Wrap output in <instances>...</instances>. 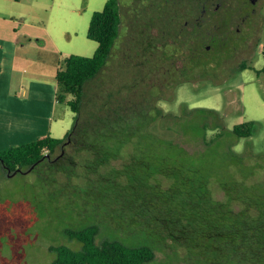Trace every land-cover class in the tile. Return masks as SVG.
I'll list each match as a JSON object with an SVG mask.
<instances>
[{"label": "rangeland", "instance_id": "374dc122", "mask_svg": "<svg viewBox=\"0 0 264 264\" xmlns=\"http://www.w3.org/2000/svg\"><path fill=\"white\" fill-rule=\"evenodd\" d=\"M106 1L0 0V59L5 68L0 75V151L36 139L35 136L24 140L18 137L20 132L27 135L35 133L29 130L39 128V125H30L31 121L16 117L15 112L19 110L40 116L44 111H52L51 137L62 139L71 129L75 114L65 104L56 102L57 84L51 76L54 69L63 67L66 56L91 57L95 53L98 44L87 38V31L92 14L101 11ZM161 1L149 4L153 1L119 0V37L106 66L85 87L82 113L92 110V103L105 101L110 95L116 101L127 98L130 105L161 112L152 127L157 135L174 139L189 152L205 149L204 139L200 138L205 135L208 142L216 140L215 145L244 156L247 165L257 167L256 177L264 178V0L247 26V45L224 64L215 63L201 72L180 74L173 83L166 72L169 63L162 54V49L167 51L164 41L171 32L168 27L165 29L163 19L171 16V10L165 12ZM186 6L183 4L178 10L182 23L197 16L194 9ZM43 32L55 44V55L49 53L50 47L44 39L37 40ZM15 36L24 44L16 54L24 59L19 61L22 62L20 69L8 89L14 52L7 38ZM34 71L43 75L41 85L29 79ZM21 77H28L36 91L31 88L23 96ZM24 85L28 87L29 82L25 81ZM52 92L50 97L48 93ZM247 121L254 122L252 136L237 138L232 133L233 126ZM210 151V167H203L201 171L214 177L215 154ZM128 153L122 151L121 155L127 159ZM56 155L58 151L51 159ZM149 156L152 158L148 161L156 163L159 155ZM124 158L113 160L108 169L121 168ZM67 166L73 177L47 167L9 174L0 165V264H50L55 257L48 250L50 246L80 247L77 241L68 239L65 230H79L93 224L99 226L97 243L114 237L129 245L149 243L155 257L148 264L259 263L249 260L244 263L242 255L233 251L230 240L224 236L216 238L215 232L208 236L200 232L183 236L175 230L152 234L118 232L112 217L127 209L102 201L91 188L78 193L77 188H86L83 179L73 173L82 168ZM211 181L209 188L213 197L223 200L224 194ZM247 235L236 236V242H247Z\"/></svg>", "mask_w": 264, "mask_h": 264}, {"label": "trees", "instance_id": "16d2710c", "mask_svg": "<svg viewBox=\"0 0 264 264\" xmlns=\"http://www.w3.org/2000/svg\"><path fill=\"white\" fill-rule=\"evenodd\" d=\"M173 6L169 10L171 17L177 13V7ZM120 23L119 0H107L101 11L92 14L87 31V38L98 44L95 53L91 57L66 56L63 67L55 74L56 101L75 114L74 124L65 137L47 135L1 150L2 169L12 174L47 167L73 177L67 166L72 164L82 168L73 173L83 179L86 188L76 187L78 193L91 188L102 201L127 209L112 217L118 232L152 234L175 230L183 236L196 232L208 236L215 232L216 238L224 236L230 240L233 251L242 255L243 262L263 264L264 178L256 177L255 165L249 166L244 156L215 145L216 140L208 142L205 135L200 137L205 149L189 152L174 139L152 131L161 115L159 110L153 113L130 105L127 98L116 101L110 95L105 101L92 103V110L82 113L85 87L106 66L119 37ZM253 132V121L232 128L237 138L250 137ZM210 150L215 154L214 177L201 171L210 167ZM57 151L58 155L51 159ZM122 151H129L127 159L121 155ZM150 154L159 155L156 163L148 161L152 158ZM120 158L125 159L121 168L108 169L113 160ZM212 179L224 194L223 200L213 197L209 188ZM98 231L96 224L65 230L68 239L77 241L80 247L50 246L48 250L55 255L50 264H148L155 257L149 243L129 245L116 237L97 243ZM240 235H247L248 241L237 243L236 236Z\"/></svg>", "mask_w": 264, "mask_h": 264}, {"label": "flooded vegetation", "instance_id": "af4514ba", "mask_svg": "<svg viewBox=\"0 0 264 264\" xmlns=\"http://www.w3.org/2000/svg\"><path fill=\"white\" fill-rule=\"evenodd\" d=\"M260 1L162 0L166 12L173 9V5L177 7L175 16H165L163 19L165 29L168 27L171 30L164 41L167 51L162 49L163 57L169 63L166 72L171 76L170 83L180 74L201 72L215 63L222 65L242 46L247 45V26ZM183 4L197 13V16L184 23L178 14ZM236 19L239 22H235Z\"/></svg>", "mask_w": 264, "mask_h": 264}, {"label": "crops", "instance_id": "0c3cea01", "mask_svg": "<svg viewBox=\"0 0 264 264\" xmlns=\"http://www.w3.org/2000/svg\"><path fill=\"white\" fill-rule=\"evenodd\" d=\"M14 33L16 34L17 32L14 31ZM16 36L7 38L8 42L10 43V48L12 47V51L14 52V57L12 58L13 60L11 61V67L9 69L10 70V76H9V82H8V89H9V85L12 83V80L14 78L13 76L20 69L19 68L20 64L23 62V60H21V59H24V57L19 59L18 56H21V54H19V55L16 54L17 49L18 50H19V48L23 49V47H24L23 43H20L17 41V40H19V38L16 39ZM24 37H25V35H24ZM41 38L44 39L45 42H47L48 46L50 47L49 53L55 55L57 53V50L54 47L55 44L51 41L48 34L46 32L41 33V36L37 40H41ZM41 47H44V46H41ZM1 49L4 50V46H1ZM19 61H22V62L20 63ZM51 61H53V60H51ZM58 69H54V73L51 76L52 79H55V74H56ZM4 70H5V68L3 65V60L0 59V75L3 74ZM20 71H25V69H22ZM42 77H43V75L37 71H34V72H32L31 75H29V79L36 80V82H38V85L39 84L41 85L42 82L44 81V79L41 81ZM27 79H28V77H21L20 78V87H21L20 92L23 96H26L28 94V92L30 93L31 88H32L33 92L36 91V87H33L31 80H27ZM25 81L29 82L28 87H26L24 85ZM40 92H38V94H40ZM48 95L51 97L53 95V92L48 93ZM43 98H45V93H44ZM55 100H56V98H55ZM52 113H53L52 111H44V115L41 114V116H40L37 113H36V115H33V114L29 115L28 113H25L24 110L23 111L22 110L16 111L15 112L16 117H21L24 121H27V120L31 121V122H29L30 125H32V124L33 125H39L38 131H35L33 129L29 130V132H35V133H29L26 135L24 132H20V135L18 136L20 138V140L29 139L30 136H33V137L35 136V138H39V137H43V136H47V135L51 136V121H52V116H53Z\"/></svg>", "mask_w": 264, "mask_h": 264}, {"label": "water", "instance_id": "95a60500", "mask_svg": "<svg viewBox=\"0 0 264 264\" xmlns=\"http://www.w3.org/2000/svg\"><path fill=\"white\" fill-rule=\"evenodd\" d=\"M21 170H19V172H20ZM15 173H17V172H14V173H12V174H15Z\"/></svg>", "mask_w": 264, "mask_h": 264}]
</instances>
